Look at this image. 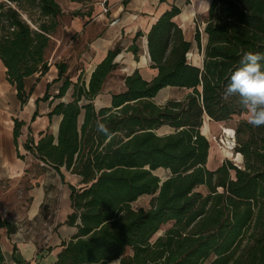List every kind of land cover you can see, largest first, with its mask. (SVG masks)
Returning <instances> with one entry per match:
<instances>
[{"label": "trees", "instance_id": "16d2710c", "mask_svg": "<svg viewBox=\"0 0 264 264\" xmlns=\"http://www.w3.org/2000/svg\"><path fill=\"white\" fill-rule=\"evenodd\" d=\"M181 13L171 6L146 35L156 76L148 82L136 70L124 79L123 91L111 95L109 108L97 110L93 102L118 68L119 45L87 86L83 71L73 82L65 63L55 65L58 93L49 95L48 88L40 101H60L69 90L71 101L48 114L61 119L56 138L41 133L24 145L33 161L81 179V189L69 186L73 212L66 222L77 232L62 243L54 264H264V126L247 122L238 97L224 98L243 52L264 53V0H211L193 42L174 22ZM61 20L58 0H0V62L21 106L31 95L26 80L49 71ZM194 50L199 66L188 60ZM128 51L139 55L135 43ZM166 88L186 94L157 105L154 99ZM243 116L233 129L240 168L224 160L210 170L205 120L226 124ZM23 125L14 120L15 143ZM162 128L172 133L158 136ZM159 170L168 176L159 178ZM143 197L149 207L134 210ZM0 228L10 230V224L0 221Z\"/></svg>", "mask_w": 264, "mask_h": 264}, {"label": "crops", "instance_id": "0c3cea01", "mask_svg": "<svg viewBox=\"0 0 264 264\" xmlns=\"http://www.w3.org/2000/svg\"><path fill=\"white\" fill-rule=\"evenodd\" d=\"M178 1L94 0L84 5L58 0L62 20L53 39L55 46L51 53L50 68L45 76L35 75L26 80V90L28 93L31 91V95L25 106H21L17 100L16 92L7 82L0 62V221L10 224V230L0 228L4 264H54L62 243L69 241L77 232L66 222L73 212L69 186L81 189V179L64 169L60 170L61 177L54 170L33 161L24 149L29 136L35 142L41 133L48 132L54 138L57 137L61 119L53 117L49 120L48 114L59 102L71 101V90L60 101H40L48 88L49 95L58 93L60 83L53 84L57 80L55 65L65 63L71 69L74 64H82L79 72L87 71V86L96 66L119 45L122 51L115 59L118 68L106 81L102 94L93 102L95 106L98 100L105 98L97 110L111 107V96H105L109 80L114 77L121 80L120 93L124 89V79L136 70L148 82L156 76L157 72L150 69L146 35L171 6L179 7L176 4ZM77 12L84 14L83 17L72 16ZM178 21L186 23V14L182 12L174 19L182 29ZM138 33L142 37L135 42ZM134 43L139 47L137 58L128 51ZM175 91L181 90L163 89L154 99L155 103L162 105L169 100L184 98L171 97L170 94ZM160 96L162 101L158 103L156 99ZM14 120L24 124L16 143L13 136ZM214 156L215 153L212 160ZM209 164L208 159L207 167ZM15 194L20 195L18 199L27 194L30 199L23 218H14L8 212L7 206ZM111 264H119V261Z\"/></svg>", "mask_w": 264, "mask_h": 264}, {"label": "rangeland", "instance_id": "374dc122", "mask_svg": "<svg viewBox=\"0 0 264 264\" xmlns=\"http://www.w3.org/2000/svg\"><path fill=\"white\" fill-rule=\"evenodd\" d=\"M211 0H179L178 3H176L181 9L182 12L186 14L187 16V22L182 24L180 21H178V24L182 26V30L184 33V37L187 41L193 42L194 39V33L195 30L197 29V27L199 28V30L202 32L203 30V25L201 24L202 18L206 16L207 14V10L208 7L210 5ZM54 50V46L51 50V53ZM51 53L49 55V62H50V58H51ZM188 60L189 62L199 66L201 64V56H199L196 52V50H194L191 54H189L188 56ZM71 72H72V76H73V82H76L77 80V76L79 74H81L79 71L82 68V64H74L70 67ZM87 72V71H86ZM83 72L81 74V79L82 80H87V73ZM121 80L119 78L114 77L113 79L108 81V92L105 93V96L107 95H112V94H116L118 93V91L121 88ZM185 92L183 91H175L173 93L170 94L171 97H175V98H181L182 96H185ZM167 97V96H166ZM105 98H101L100 100H98L95 103L96 108H99V105L101 102H103ZM65 100V99H64ZM159 101H162L161 96L158 97L156 99V102L159 103ZM246 116L240 117V118H234L231 121H229L226 124H217V123H213L211 121H207L205 120L204 123L208 124V129L209 132H207L208 134H205L204 136H206V138L209 140L210 142V146H211V150L209 153V161L210 164L208 166V168L210 170L215 169L218 165H220L224 160H229L230 162H232V164L237 163L234 162V158L233 156L235 155V153L233 151H230L231 154H229L227 151H225V146L223 144H221L223 137V133L221 132L222 128H227V129H234L236 124L240 121V120H244L246 119ZM172 133V130L168 129V128H162L160 130H158L156 132V134L158 136H163V135H167ZM215 153V156L212 160V156ZM234 159V160H233ZM155 175L158 176L161 179H165L168 174L162 170H159L157 172H155ZM26 186V185H25ZM24 186V187H25ZM199 192L205 193V191L203 189H199ZM19 196H17V194H15V196H13L11 198V200L9 201V205L7 206L8 208V212H10V216H14V218H23V215L27 209V205L30 203L29 202V197L27 194H25L22 199L19 198ZM149 207V198L147 197H143L141 199H139L137 202L132 204V208L134 210H137L139 208H145L147 209ZM45 213L47 212L46 210H44ZM170 227V225H166L164 227L161 228V230L154 236L153 241L161 236L168 228Z\"/></svg>", "mask_w": 264, "mask_h": 264}, {"label": "clouds", "instance_id": "9594fccd", "mask_svg": "<svg viewBox=\"0 0 264 264\" xmlns=\"http://www.w3.org/2000/svg\"><path fill=\"white\" fill-rule=\"evenodd\" d=\"M229 97L239 98L250 125L264 126V53L243 52L224 90V98Z\"/></svg>", "mask_w": 264, "mask_h": 264}, {"label": "bare ground", "instance_id": "6f19581e", "mask_svg": "<svg viewBox=\"0 0 264 264\" xmlns=\"http://www.w3.org/2000/svg\"><path fill=\"white\" fill-rule=\"evenodd\" d=\"M207 128H208V124L204 123L203 127L201 129V132L203 135L208 134L207 133ZM221 132L223 133V139L221 144H223L225 146V151H227L229 154H231V148L232 146H234V138H235V132L233 129H227V128H222ZM234 162L240 163L242 161V157L241 155L237 154L233 156Z\"/></svg>", "mask_w": 264, "mask_h": 264}, {"label": "built area", "instance_id": "2783aa9c", "mask_svg": "<svg viewBox=\"0 0 264 264\" xmlns=\"http://www.w3.org/2000/svg\"><path fill=\"white\" fill-rule=\"evenodd\" d=\"M235 148H236V143H235V139H234V146H232V148H231V151H233V152H234ZM241 164H242V162H240V165H241ZM240 165H239V164H236V163H234V166H235V167H237V168H240Z\"/></svg>", "mask_w": 264, "mask_h": 264}, {"label": "water", "instance_id": "95a60500", "mask_svg": "<svg viewBox=\"0 0 264 264\" xmlns=\"http://www.w3.org/2000/svg\"><path fill=\"white\" fill-rule=\"evenodd\" d=\"M235 155H237V154H235ZM242 162V161H241Z\"/></svg>", "mask_w": 264, "mask_h": 264}]
</instances>
